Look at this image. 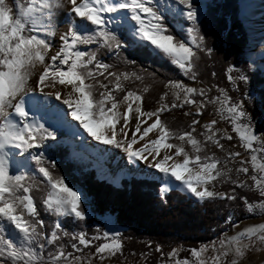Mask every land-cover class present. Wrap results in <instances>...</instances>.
I'll use <instances>...</instances> for the list:
<instances>
[{
	"label": "snow or ice",
	"instance_id": "1",
	"mask_svg": "<svg viewBox=\"0 0 264 264\" xmlns=\"http://www.w3.org/2000/svg\"><path fill=\"white\" fill-rule=\"evenodd\" d=\"M62 8L66 11L62 21L66 30L59 33L58 43L53 46L56 10ZM168 11L189 25L186 33L182 30V41L175 39L163 23V15L154 7V0H25L23 4L14 0L11 5L0 0V233L13 227L17 230L14 233L17 240L0 235V264H90L93 256L103 261L105 256L121 253L120 233L100 235L97 229V234L91 238L84 231L72 235L78 244L72 243L71 247L77 252L80 251L78 245L88 247L96 240L105 241L87 258L65 253L62 247L49 252L47 260L44 258V245L55 246L61 233L67 235L61 218L82 222L86 215L82 194L68 185L65 178L55 175L54 162L45 159V141L56 139V128L69 129L81 143L86 134L98 144L124 153L130 164L139 162L154 169L164 178L161 194L171 187L183 189L198 201L206 198L231 201L237 197L213 191V182L229 181L232 169L226 165L235 161L240 153H227L224 168H218L221 161L215 156L201 157L199 153L205 145L223 150L220 141L232 137L214 127L215 119L200 125L203 131L198 135L203 141L193 135L205 104H218L216 112L222 120H228L240 146L250 149L253 172L250 178L264 198V163H258L255 153L259 149L252 148L253 142L260 144V141L249 124L240 123L247 119L243 107L230 102L224 89H217L219 95L209 98L205 88L169 80L164 84L166 91L156 101L157 107L142 110V96L123 87L124 81L130 78L140 81L142 75L111 71L113 66L97 59L96 51L79 47L95 45L117 56L125 47L133 51L150 49L156 56L170 60L188 80L199 83L195 50L206 49L197 28V8L193 0H172ZM124 62L132 61L127 58ZM232 71L229 66V83H233ZM239 79L245 81L247 77L241 75ZM168 90L173 98L171 103L166 100ZM142 91L147 92L148 88ZM53 98L59 104L52 103ZM184 106L192 109L184 113L193 116L188 130L172 131L161 121L160 115ZM130 112L134 123L130 122ZM37 114L40 119H47V126L36 119ZM173 139L181 143L173 144L170 142ZM185 142L192 150L191 155L185 151ZM18 156L21 159H17ZM245 163V159L239 160L241 166L235 169L237 174L249 171L243 166ZM149 175L154 180L161 178ZM29 180L44 183L47 191L41 203L47 212L57 217L47 233L29 195L32 188ZM173 180L179 183L173 184ZM230 182L236 187L245 186L243 181ZM241 199L247 202L246 197ZM254 208L264 212V203H247V212L252 213ZM226 220L229 224L233 222L231 214ZM257 244L264 245V223L231 236L228 245L220 241L221 249L228 248L234 257L230 264H237L236 258L244 257L245 250ZM208 247L217 253L211 257L210 264H223L221 257L229 252H217L214 245L190 250V256L195 258L191 264H207L202 254ZM155 251L159 253L160 249ZM176 255V249L168 253V264H172ZM175 264H190V261L176 259Z\"/></svg>",
	"mask_w": 264,
	"mask_h": 264
},
{
	"label": "trees",
	"instance_id": "2",
	"mask_svg": "<svg viewBox=\"0 0 264 264\" xmlns=\"http://www.w3.org/2000/svg\"><path fill=\"white\" fill-rule=\"evenodd\" d=\"M6 2L12 4L11 0ZM237 17L238 0H222L210 5L197 23L206 50L203 52L195 50L197 57L195 65L198 84L207 91L228 88L226 69L229 66L239 69L248 78L252 76L238 58L246 44V37ZM163 23L175 39H180L174 23L168 16L163 15ZM125 48L118 56L95 45L85 50L96 51L97 59L113 66L111 71H127L142 75L143 79L140 81L134 78L124 81L123 87L132 91L134 87L141 89L138 94L142 96L143 110L154 109L159 95L163 93V85L169 80L186 82L175 72L166 58L152 56L145 49L133 51ZM207 49H211V52ZM127 58H131L132 62L126 64L124 61ZM98 79L107 83L102 77ZM145 87L148 88L147 92L142 91ZM239 90L243 91L241 88ZM259 93L264 99L263 93L261 91ZM239 96L242 106L249 110L247 103L241 95ZM246 110L245 113L250 114ZM184 112H186L185 106L171 109L163 112L160 119L172 131L188 130L193 119L189 117L193 116H186ZM259 129L261 132L264 130ZM173 140L170 142L173 143ZM66 153V145H61L53 150L50 158L46 160L50 163L54 162L55 175L75 183L84 191L94 216L109 215L115 225L122 230L119 238L122 243L121 264H155L161 257L167 258L166 253L170 249H176L177 256L182 259H189L190 250L211 246L219 241L232 225L251 218L246 210L247 203L261 200L252 192L233 187L231 194L237 197L234 200L205 199L196 202L177 190L160 194L158 182L134 177L122 179L119 186L115 187L98 180L94 170L88 168L84 170L81 165L68 162ZM28 183L32 185L29 195L33 198L38 218L43 220L44 231L47 233L50 223L55 222V219L51 214L46 213L41 203L46 188L40 180L35 182L29 180ZM243 197L247 198V202L241 199ZM229 214L232 216L231 224L226 220ZM91 222L84 223L82 228L89 238L93 236L88 227ZM68 224L63 225L67 235L61 233L57 243L67 252H71L72 243L78 244V242L72 239L73 233ZM96 246L92 243L88 247L95 250ZM78 247L84 246L78 245ZM156 248L160 249L159 253L155 251Z\"/></svg>",
	"mask_w": 264,
	"mask_h": 264
},
{
	"label": "rangeland",
	"instance_id": "3",
	"mask_svg": "<svg viewBox=\"0 0 264 264\" xmlns=\"http://www.w3.org/2000/svg\"><path fill=\"white\" fill-rule=\"evenodd\" d=\"M217 1L222 0H193L197 12H198V22L203 17L206 9L212 5L213 3ZM20 2L23 4L25 3V0H20ZM11 3H14V0H11ZM172 3V0H154V7L158 8L162 15H166L170 18V20L174 23V27L176 32L179 35L180 40H183L182 36V30L184 33L187 31V27L189 26L187 21H182L176 17L173 13L169 12V6ZM56 35L51 38L53 46H55L58 43V37L59 33L66 30V25L62 23L63 17L66 15L65 9H57L56 10ZM238 20L241 23L245 37H246V44L244 48L242 49L240 56L238 57L240 62L243 63L249 72L252 74L251 77H247V80L242 81L239 79L241 75H244L242 71L239 69L233 68V71L231 72V76L233 77V83H229L227 79L228 75V68L226 69V79L228 83V88L225 89V94L229 98L230 102H236L238 104H241L240 96L243 98L244 102L247 103L249 106V110H246L244 106L243 111L245 110L247 112H250V114H246L247 119H242L240 121L241 124H249L252 129L255 131V135L258 137L260 144H256L253 142L252 148L259 149L255 154L258 157V163H264V135H262L263 132L260 131L259 128L264 129V99L263 96L260 95V91L264 95V0H238ZM93 45H81L79 46L81 49L85 50L88 47H91ZM50 50H52L50 48ZM125 50H130V48H125ZM148 52L152 56H156L151 52L150 49H148ZM167 59V58H166ZM168 60V59H167ZM168 63L170 66L175 70L177 74H179L181 77H183V80H185L188 86L197 87V88H203L200 87L198 83H195L191 80H188L186 77H184L180 72L179 69L172 65L170 60H168ZM241 88L243 91L239 90ZM221 89V88H217ZM217 89H214L213 91H207V96L209 98L216 97L219 95V92ZM134 92L141 91L140 88L134 87ZM166 89L164 88V85L162 87V92H165ZM169 91V95L166 97L167 102L171 103L173 98L171 96V91ZM196 99H202L200 97H196ZM52 102L54 104H59V101H56L52 99ZM142 104V103H141ZM218 104L215 103H206L204 109L202 110V115L199 117V124L194 126L196 128V132L193 133L196 138L203 141V137L199 136L198 134L203 131L201 128V124L206 123L210 120L215 119L217 121L216 125H214L217 129H223L229 136L232 137L231 140H221L220 143L223 145V150L217 149L214 145H205L203 151L199 153L201 157H204L206 155H213L218 160L221 161L220 164H218V168H224V160L227 153L230 152H237L240 153V156L235 159V161L228 162L226 167L232 169V171L229 173V181H223L218 180L214 181L215 187L212 189L213 191H223L226 194H231V191H233V187L235 188H241L244 189V191L252 192L257 197L261 198L259 202H250L253 205H256L258 203H264V198L260 197L259 191L257 188L253 187L254 182L250 178L253 175L252 169H251V161H250V149L246 150L240 146V141L236 134L232 132L231 125L228 122L227 119H221L220 115L216 112ZM247 106V107H248ZM63 107V106H62ZM142 107V106H141ZM157 107V103L154 106V108ZM186 112L191 111L189 106H185ZM180 109V108H175ZM143 110V108H142ZM67 111V109H65ZM163 113V112H162ZM161 113V114H162ZM185 113V112H184ZM132 113L130 112V122L134 123V120H131ZM193 118V117H189ZM36 119L40 120L41 123H45L47 126V119ZM71 123H75L71 121V118H68ZM50 130H52L50 128ZM56 139L55 140H46L45 141V147L43 148V153L45 156V159L50 158V154L53 150L56 148L61 147V145H66L67 147V153H66V160L68 162H72L76 165H81L82 168H88L92 169L95 172V176L98 180H103L115 187L119 186V182L122 179H129L131 177L134 178H144L147 180L156 181L159 183V189L163 186H165L164 178L161 176V174L155 172L154 169H148L145 164L137 162V164H130L128 162V159L126 155L122 152H120L118 149L111 148L107 145L98 144L96 141L91 140L90 138L86 137L84 142L81 143V140L79 137H74L72 132L67 128H56ZM82 132V130H81ZM151 135V134H150ZM181 142L178 140H173V144H180ZM185 151L191 155L192 150L189 146H187L185 142ZM39 151V150H37ZM243 158L245 159L246 163L243 165L244 167L248 168L247 173H239L237 174L235 169L237 167H240L239 160ZM17 159H21V157H17ZM182 159V158H177ZM114 160H118L120 162L119 165H114L111 167V163ZM154 174L156 176H160V180H154L152 179V176L149 174ZM258 176V173H256ZM243 181L244 187H236L234 184H232L230 181ZM66 182L68 185L73 186L74 188L78 189L79 192L84 197V203L82 204V207L85 212V221H76V220H69L67 218H61L60 222L64 225L65 223H69V228L73 234L79 233V231H82L84 223L91 222L88 227L90 231H92L93 235L97 234L96 230H99V234L102 235L104 232H109V235L112 234L113 231L119 232L121 237L122 230L118 228L114 220L111 216L105 215L102 217L94 216L92 212V206L86 197V194L84 191L75 183L69 181L66 179ZM173 184H178L179 182L172 181ZM231 186V187H229ZM173 190L171 187H169V190ZM177 191L185 194L192 200L196 202H201L196 200L194 197H192L190 194H187L183 189H176ZM47 191V190H46ZM167 191V192H168ZM165 192V193H167ZM163 193V194H165ZM161 194V192H160ZM46 195V193H45ZM207 199V198H206ZM44 207V206H43ZM247 209V205H246ZM45 210V208H44ZM46 211V210H45ZM48 214H51L55 221L57 220V217L47 212ZM249 213V212H248ZM251 215V218L245 219L239 223H236L231 226L230 230L225 233L222 238H220L219 241L215 242L214 245L217 249V252L219 251H228L229 255L225 257H221V260L223 261V264H230L231 260L234 258L231 254V251L228 248L221 249L220 241L223 240L225 245H228V238L235 235L236 233H239L240 231L244 230L247 227H252L259 225L261 223H264V212H261L260 209L254 208V211L252 213H249ZM17 230L14 229V227L10 231H6L4 233H0V235L5 236L6 238H10L12 240H17V236L14 235V233ZM58 241V240H57ZM57 241L55 242V246H50L45 244L44 245V258L48 259V253L53 252L55 248L62 247L61 245H58ZM105 242L103 240H96L93 242V244H96L97 246ZM43 243V241H41ZM211 245V246H212ZM33 247L35 248L36 245L33 244ZM52 247V248H51ZM63 248V247H62ZM80 251H74L71 249L72 255H79L84 258H87L88 255L93 253L95 250H91L90 247H79ZM200 249V248H199ZM63 250L65 253L67 252L64 248ZM170 249L166 254L171 251ZM246 254L242 258H236L237 264H264V245H255L249 249L245 250ZM122 253V252H121ZM121 253H116L115 255H108L105 256V259L103 261L98 260L95 256L92 257L90 264H121L120 256ZM178 253V251H177ZM217 253H214L211 251V248L208 247V250L202 254V259L207 262V264H210L211 257L216 255ZM176 259L180 260H189L190 264L195 260V258L191 257L189 259H182L180 256L173 257L172 264H175ZM125 262V261H124ZM10 264V262H9ZM125 264V263H124ZM155 264H168V260L165 257H161L159 261Z\"/></svg>",
	"mask_w": 264,
	"mask_h": 264
},
{
	"label": "bare ground",
	"instance_id": "4",
	"mask_svg": "<svg viewBox=\"0 0 264 264\" xmlns=\"http://www.w3.org/2000/svg\"><path fill=\"white\" fill-rule=\"evenodd\" d=\"M52 50H50V52H51ZM54 99V98H53ZM55 100V99H54ZM53 103V102H52ZM32 114L30 113V116H31ZM36 117L37 118H40V114H37L36 115ZM120 164V162L118 161V160H114L112 163H111V167H113L114 165H119Z\"/></svg>",
	"mask_w": 264,
	"mask_h": 264
}]
</instances>
